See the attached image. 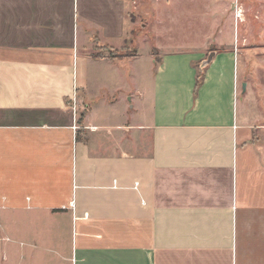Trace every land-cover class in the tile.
I'll list each match as a JSON object with an SVG mask.
<instances>
[{"label": "crops", "instance_id": "1", "mask_svg": "<svg viewBox=\"0 0 264 264\" xmlns=\"http://www.w3.org/2000/svg\"><path fill=\"white\" fill-rule=\"evenodd\" d=\"M127 11L0 0V264H264V77L230 41L196 95L193 48L98 98L138 86Z\"/></svg>", "mask_w": 264, "mask_h": 264}, {"label": "rangeland", "instance_id": "2", "mask_svg": "<svg viewBox=\"0 0 264 264\" xmlns=\"http://www.w3.org/2000/svg\"><path fill=\"white\" fill-rule=\"evenodd\" d=\"M127 1L129 39L116 52L138 53V86L131 85L128 91L118 92L106 87L96 95L98 98L119 97L123 109L129 110L133 103L139 109L141 88L149 83L151 69L155 70L154 58L156 61L168 50L193 48L202 50L207 57L211 50L223 48L230 41L241 52V71L245 72L247 61L255 81L264 77V0ZM95 48L101 51V47ZM103 51L112 52L110 47ZM109 82L118 83L120 78L113 77ZM262 87L258 86L255 94L250 91L251 102H255ZM128 96H133V101Z\"/></svg>", "mask_w": 264, "mask_h": 264}, {"label": "trees", "instance_id": "3", "mask_svg": "<svg viewBox=\"0 0 264 264\" xmlns=\"http://www.w3.org/2000/svg\"><path fill=\"white\" fill-rule=\"evenodd\" d=\"M110 47V50H112L111 52V55L112 56H119V55H132L131 53L130 54H122L121 52H116L117 49L116 47H111V46H108V45H104L102 46V48H108ZM95 56H102L103 55V52L102 51H97L94 53ZM161 59H157L156 62L158 63ZM206 67L207 65H201V62L198 63V68H199V72H198V75H197V79H196V85H195V95L198 93V89L199 87L201 86V84L203 83V80H204V77H205V72H206ZM82 120V115L79 119V121Z\"/></svg>", "mask_w": 264, "mask_h": 264}, {"label": "water", "instance_id": "4", "mask_svg": "<svg viewBox=\"0 0 264 264\" xmlns=\"http://www.w3.org/2000/svg\"><path fill=\"white\" fill-rule=\"evenodd\" d=\"M216 51L215 50H211L208 54V56L204 59L203 61V65H207L209 62H211V60L213 59L214 55H215ZM245 88V85H244Z\"/></svg>", "mask_w": 264, "mask_h": 264}, {"label": "built area", "instance_id": "5", "mask_svg": "<svg viewBox=\"0 0 264 264\" xmlns=\"http://www.w3.org/2000/svg\"><path fill=\"white\" fill-rule=\"evenodd\" d=\"M75 111H76V106H75ZM78 127V125H75V128Z\"/></svg>", "mask_w": 264, "mask_h": 264}]
</instances>
